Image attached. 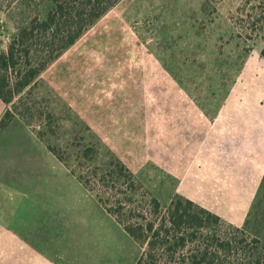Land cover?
Here are the masks:
<instances>
[{
    "label": "rangeland",
    "instance_id": "1",
    "mask_svg": "<svg viewBox=\"0 0 264 264\" xmlns=\"http://www.w3.org/2000/svg\"><path fill=\"white\" fill-rule=\"evenodd\" d=\"M51 6V0H0V50L8 48L12 36L26 21L43 17ZM263 8L264 0H121L110 9L124 22L128 42L115 70L109 68L102 76L110 92H124L116 107L125 111L137 107L140 120L138 137L127 131L125 154H117L102 140L126 161L128 157L130 165L137 164L132 170L148 188L149 177L162 180L165 146L177 150L172 153L178 162L179 147L195 142L194 123L211 124L232 117L231 131L240 124L237 132L249 135L252 125L264 124V32L248 31L238 23L243 11L255 17ZM101 59L102 65H114L112 58ZM64 101L41 74L22 92L15 93L6 110L13 112V119H23L20 112L28 111L29 126L40 130L45 126L43 118L56 126L73 122L78 112L69 104L75 112L71 111ZM235 116L240 119L238 123ZM131 122L126 120L125 124L132 126ZM259 131L264 133V128ZM84 133L87 136L83 131L75 143H85L81 139ZM89 139L93 140L91 136ZM11 145L18 150H9L11 173L0 184V194L5 191L3 198L12 205L17 199L23 200L14 224L24 226L23 257H28L27 264L136 263L143 247L102 205L96 215L102 218L101 226L96 218L90 225L78 222L69 226L73 221L63 201L59 216L47 209L48 204L50 208L58 205V198L53 197L58 188L60 192L61 188L73 189L70 180H77V191L81 189L84 196L91 192L79 185L77 176L62 161L61 166H54L43 148L23 135ZM152 145L155 154L150 152ZM102 152L108 154L106 147ZM149 156L154 158L149 160ZM72 158L77 165V152ZM157 186L160 192L155 194L166 197V186L162 182ZM147 201L141 192L133 208H143ZM161 201L164 207L170 203ZM71 212H79L78 204ZM241 227L264 241V179Z\"/></svg>",
    "mask_w": 264,
    "mask_h": 264
},
{
    "label": "crops",
    "instance_id": "2",
    "mask_svg": "<svg viewBox=\"0 0 264 264\" xmlns=\"http://www.w3.org/2000/svg\"><path fill=\"white\" fill-rule=\"evenodd\" d=\"M124 28L122 19H119L113 10L108 11L41 73L117 154H125L128 130L132 136L138 137L137 122L140 120L137 107L131 106L127 111L116 107L124 92H110L105 77L102 76L109 68L115 70V63L119 61L117 58L125 54V42H128V39L125 38ZM101 58L114 59V65H102ZM6 105L0 97V121L5 114ZM225 117L226 120L211 121V124L194 123V129H197L195 142L186 148L184 145L179 147L178 162L177 156L172 153L177 150L173 151L171 146H165L162 180L149 177L147 183L156 194L160 192L157 184L162 182L166 186L169 193H166V197H158L160 200L171 201L179 193L227 221L241 226L246 224L263 184L264 133H260L259 128L263 129L264 124L255 123L254 127L252 125L249 135L237 132L236 128L240 124L231 131L229 121L232 117ZM235 118L238 123L240 119L237 116ZM126 120L132 121V126H127ZM20 135L26 136L34 146L42 147L54 166H61V160L49 150L33 129L23 119L16 117L0 133L1 185L11 173L9 150H18L17 146L13 148L14 145L11 144ZM152 146L150 152L155 154L157 150L155 145ZM120 156L131 169L136 168L135 162L130 165L128 161L131 160L128 157L126 161ZM152 158L154 156H149V160ZM153 172L156 178V168ZM74 181L77 180H70L74 186L72 190L61 188L60 192L58 188L59 190L55 191L53 197L58 198V205L50 208L48 204L47 209L53 216H59L58 210L63 201L67 203V215L70 213L73 221L72 225L67 221L69 226L77 225L78 222L81 225H90V222L94 223V218L101 226L102 218L96 216L101 213V204L91 192L84 196L80 187V191H77ZM78 182L79 185L85 186L79 179ZM4 192H1L3 195L0 194V264H27L28 257H23L24 226L17 222L14 224L20 209L23 208V200L17 199L15 205H12L6 198L4 200ZM19 194L22 196L21 190ZM77 204L79 212H71Z\"/></svg>",
    "mask_w": 264,
    "mask_h": 264
},
{
    "label": "trees",
    "instance_id": "3",
    "mask_svg": "<svg viewBox=\"0 0 264 264\" xmlns=\"http://www.w3.org/2000/svg\"><path fill=\"white\" fill-rule=\"evenodd\" d=\"M51 1L43 17L26 21L8 48L0 50V97L5 103L36 81L50 63L121 0ZM238 23L248 31L264 32V8L255 17L243 11ZM261 54L264 56V48ZM20 114L30 125L28 111ZM13 117L10 109L5 111L0 133ZM42 121L43 129L32 128L37 136L143 247L135 264H264V241L241 226L179 193L164 207L78 113L71 124L56 126L50 119ZM83 131H87L81 138L85 143H75ZM105 147L107 155L102 152ZM76 152L77 165L72 158ZM141 192L148 198L147 204L133 208Z\"/></svg>",
    "mask_w": 264,
    "mask_h": 264
}]
</instances>
